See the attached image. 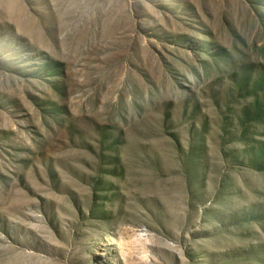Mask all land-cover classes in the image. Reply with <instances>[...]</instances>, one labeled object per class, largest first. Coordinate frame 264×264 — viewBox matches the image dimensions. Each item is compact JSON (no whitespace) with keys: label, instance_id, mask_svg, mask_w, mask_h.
<instances>
[{"label":"rangeland","instance_id":"1","mask_svg":"<svg viewBox=\"0 0 264 264\" xmlns=\"http://www.w3.org/2000/svg\"><path fill=\"white\" fill-rule=\"evenodd\" d=\"M0 264H264V0H0Z\"/></svg>","mask_w":264,"mask_h":264}]
</instances>
